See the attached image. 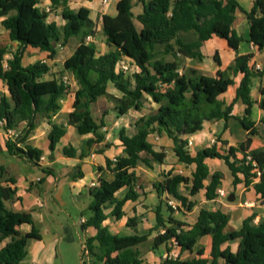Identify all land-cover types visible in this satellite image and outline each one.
Instances as JSON below:
<instances>
[{"label":"trees","instance_id":"16d2710c","mask_svg":"<svg viewBox=\"0 0 264 264\" xmlns=\"http://www.w3.org/2000/svg\"><path fill=\"white\" fill-rule=\"evenodd\" d=\"M65 1L50 0L51 7L47 12L40 7V0H0L1 24L9 31L11 42L18 45L6 66L3 57L8 48H0V80L8 91L0 95V128L5 132L20 131V125L26 124L16 139H8L7 153L38 166L43 151L27 144L37 127L38 117L47 119L52 127L48 136L51 152L67 134L68 127H73L80 136H90L85 141L87 147L105 142L106 115L98 121L92 106L110 95V85L122 94L116 98L120 116L130 110L141 111L148 100L157 105L155 111L135 122V134L129 135L125 128L119 130L118 139L124 155L107 158L105 168L99 169L111 173L113 178L100 177L98 184L89 189L91 203L88 209L91 213L83 228H93L96 234L86 238L81 264H150L144 260L140 246L151 234L119 236L113 234L105 222L110 217L122 220L126 204L140 198L139 165L151 167V160L164 162L166 154L156 152L149 140L152 134L172 140L179 161L195 164L196 169L191 179L169 171L163 175V180L153 183L160 204L155 209L156 226L152 233L156 236L151 248L157 251L166 247L168 252L172 248L192 251L201 238L212 237L211 259L203 258V251H199L198 257L193 259L166 258L160 264H264V218L255 224L256 215L248 217L238 230L229 233L225 229L231 215L220 210L201 209L192 226L175 218L176 213H190L196 206L179 192L180 185L189 190L191 196L205 190L208 201L217 199L224 174L210 175L206 164L209 158L223 160L233 175V186L244 183L246 190L252 188L260 195L264 206V148L250 149L253 138L259 136L252 120L251 87L255 78L264 77V71L250 65L254 57L251 54L238 56L228 68L219 69L216 77L195 68L181 71L178 62L179 57L202 61V46L214 36L226 40L234 51L238 50L242 39L232 29L236 11L240 8L238 0H140L142 12L138 15L133 11V0H119L117 15L102 17V31L110 48L105 54L99 53L94 43L87 42L95 29L89 9L81 7L75 11ZM58 11L64 21L62 26L50 20L51 14ZM246 15L251 28L250 42L262 51L264 0H255ZM74 37L79 45L63 63L64 70L77 86L73 110L67 115L66 125L52 123L51 119L62 110L60 101L72 92V87L67 77L65 81V77L54 74L49 61L56 58L58 45L65 47ZM28 47L47 52V60L25 66L23 58ZM169 56L173 59L169 60ZM214 61L221 67L218 53L214 55ZM125 62L135 66L137 71L128 75L129 72L121 69ZM239 75L242 78L236 97L226 105L223 96ZM238 102L246 106L242 117L232 114ZM260 107L264 110V103H260ZM231 119L236 120L246 133L240 146H231L227 152H222L214 144L195 156L189 154V138L200 133L206 122L224 120L228 123ZM214 143L228 144L219 137ZM238 152L242 154L240 159ZM64 154L74 158L77 150L68 146ZM43 170L51 174V169ZM257 171L261 172L260 177ZM5 174V169H0V240L10 238L11 241L0 249V264H20L28 253L29 241L40 239V235L33 226L30 213L15 212L7 207V202L16 197L17 188L15 178H6ZM208 180L210 182L206 184ZM190 183L192 187H189ZM123 190H127L124 196L118 197ZM171 198L180 202L177 210L168 204ZM135 222V218H129L127 226L132 227ZM25 224L33 227L23 235L19 228ZM233 242H239L237 251L234 252L230 245L224 247Z\"/></svg>","mask_w":264,"mask_h":264},{"label":"crops","instance_id":"0c3cea01","mask_svg":"<svg viewBox=\"0 0 264 264\" xmlns=\"http://www.w3.org/2000/svg\"><path fill=\"white\" fill-rule=\"evenodd\" d=\"M104 1L105 0H68V3L66 4L68 7L75 11H78L81 7H86L87 9H89L90 18L95 23V29L93 34L90 35L91 37L95 36L98 31L102 30L103 15H110L112 17L117 15V3L119 0H107V2ZM139 1L140 0H133L135 6L133 11L135 15H138L142 12V5L139 3ZM254 1L255 0H238L240 8L236 11V18L232 26V29L236 33V35L238 37H241L242 39V42L239 44L237 51H234L232 48H230L226 40L214 36L212 39L205 42L202 46L201 50L204 55V59L202 61L179 57V64L182 61L186 62V67L181 66V71H184L188 68H195L202 71V73L207 76L216 77L217 71L219 69L225 70L235 61L238 56L248 54L254 56L250 62L251 66H254L255 68V65L259 63L264 67V50L259 51L256 47H253L250 42L251 28L246 12L250 11L253 8ZM45 2L47 4V7H51L50 0H46ZM57 16H60L61 23H58L56 21L54 22H56L59 26H62L64 24V21L61 17L60 11L57 12ZM1 22L2 19L0 18V35H4L5 41L9 40V42H5L4 40L0 39V48H8V53L3 57V64L6 66L7 60L11 58L12 53L16 51L18 45L17 43L11 42L9 31L2 26ZM135 24L138 28H141V25L137 21H135ZM70 42L71 40L69 41L67 46L70 45ZM93 43L96 44L94 38ZM78 45L75 47V49L78 47ZM29 50L40 51L39 49L28 47L24 54L23 64L26 54ZM109 51L110 48L108 47V51L105 53H108ZM42 53L46 54L47 58L48 53ZM216 53H218L221 60V67H219L218 64L214 61V55ZM57 56L54 60L57 59ZM167 58L169 60L173 59L171 56ZM54 60L51 61V63L49 61V64L51 66L53 65L52 63L54 62ZM38 61L45 60L42 59ZM52 68L54 74L57 77H67L68 79L73 81L70 75L64 70V68L63 71H57L54 66H52ZM133 70L134 72L137 71L135 66H133ZM241 78L242 75H239L237 78H235V84L229 87L227 93L223 96L226 105L231 104L236 97V89L240 83ZM46 79H51V77H46ZM71 81V87L73 86L71 90L72 92L60 101L62 110L59 114L55 115L51 119L52 123L66 125L67 115L73 110L72 104L74 101V91L77 89V86L74 81V84ZM111 87L115 91H117L112 85L109 86V89ZM262 89H264V77L255 78L252 82L251 87V97L254 101L252 120L255 122L259 130V136L253 138L250 149L264 148V110L260 107V103H264V94H262ZM7 93L8 91L6 86L4 85L3 81L0 80V95H4ZM118 93L121 97L122 94L120 92ZM245 108L246 106L242 102H238L235 105L232 114L236 117H242L244 116ZM25 128L26 124L23 123L20 125L19 130L22 131ZM51 129L52 127L50 126L47 119L38 117L37 127L27 139L28 145L43 151L42 157H44V160H40L37 166L30 161L21 159L17 156H11L7 153V142L10 137H8L7 133L0 128V169H5L6 178H15L16 184L14 186L17 188L16 197L7 202V207L15 212L30 213L34 222L33 226L37 230L38 228L36 219L41 224H45V229L43 230V232H39L38 230L40 239H31L29 241L28 253L20 264H57L59 258L61 259L60 264H64L67 250H69V245L67 244L77 243V237L81 241L80 243L83 247L86 238L94 236L96 234V230H94L93 228H88L87 230H85L82 223V219L87 220L88 218V216L84 214L85 210H83V208L85 206L89 207L91 201L88 205L84 204L83 208H81V203L90 198L89 189L92 183L98 184V179L100 177L107 180H111L113 178V175L111 173L99 170L100 168H105L106 159H115L118 156L124 155L123 147L121 146L118 138L117 140H115V143H105V140V142L96 143L91 147H87L86 143H72L68 141L67 137L76 132L73 127H68L67 134L64 136V138H62L60 143H58L55 151L51 152L49 150L48 140ZM106 129L107 122L104 130L107 131ZM81 137L86 138L84 139L86 141L90 136ZM217 137H219L223 141H227L228 144L224 145L222 143H214ZM245 139L246 133L239 127L238 122L234 119H231L228 123H226L224 120L206 122L204 124L203 130L200 133L189 138L187 150L191 156H195L199 151L216 144L217 148L222 152H227L229 147H238ZM150 142L153 144L154 150L156 152H164L166 154L163 163L155 161L159 163L157 167L160 174L159 178L151 181L148 187H146L144 183L139 182L141 188L138 187V191L141 196L137 201L128 202L126 204V206L124 207L125 217L120 221H116L113 217H110L105 222V225L109 227V230L113 234H117L119 236L151 234V236L148 237L147 242L140 246V249L143 252L144 260L150 264H160L161 261L166 258L193 259L195 257H198L199 251H203V258L211 259V236H205L201 238L192 251L181 252L179 248H172L171 251L168 252L166 250V247H162L157 251L151 248L153 239L156 236L155 232L152 233V229L156 226L155 209L160 204V198L153 188V183L163 180V175L168 173L169 171H172L174 174L184 175L185 177L191 179L192 174L196 169V165H187L179 161L173 150L174 143L172 140L167 139L166 143H153L152 141ZM68 146H73L77 150L76 157L70 158L64 154V149ZM142 156L145 157V155ZM48 158L51 159V162H49ZM237 158H242V154L238 152ZM18 161L25 162V169L24 171L18 170L17 172H14L13 169L16 167ZM153 161L154 160H151L150 163ZM58 162H61L63 165H65L63 176L69 178V186L74 192V199L75 202H77L76 206L79 211H81L79 224L75 222L74 225H70L66 222L58 223L56 222V220H53V217L51 216L53 210L56 207L61 210L64 209V211L69 207V202L66 198V188L64 185L60 184L61 178L56 175L54 169L52 168V166ZM141 164L137 169V175L140 180H145L144 176L139 173V170H142ZM206 164L210 169L211 176L215 172H222L224 174V180L221 189L228 194L226 198L227 200L229 195H233L234 193L235 201L230 202L226 201V199L220 201L217 199L208 201L205 197V190H201L196 195L191 196L189 194V190H186L183 185H180L178 188L179 192L187 197L189 201L195 202L196 206L190 213H176L175 218L177 220L192 226L196 223L201 209H208L212 211L220 210L223 213L231 215L230 222L225 229V232L229 233L234 230H238L242 226L244 220L248 217L256 215V218L254 220L255 224H257L261 218H264V206L262 205L260 195L256 194V192L252 188L246 190L244 183L238 184L236 187H234L233 175L223 160L209 158L206 159ZM43 169H51V174H46ZM240 177L243 178L242 176ZM209 182L210 180L206 181V184H209ZM226 186H228L229 189H226ZM189 187H192L191 183L189 184ZM231 187H233V191L229 192ZM126 191L127 190H123L118 193V197L122 198ZM49 192L51 193L54 202V205H51L52 207H48L49 203L44 198V195L48 194ZM237 198L241 199L240 203H236ZM177 202L180 204L179 201ZM129 205L134 207L133 213H128L127 207ZM129 218L136 219V222L132 227L127 226V221ZM33 226L25 224L22 225L19 230L23 235H25L32 231ZM116 227L118 229H116ZM122 227H124V229H122ZM10 241V238L3 241L0 240V249H2ZM228 245H230L232 247V250L235 252L238 249L239 242L229 243L224 247ZM144 246H146V249H144Z\"/></svg>","mask_w":264,"mask_h":264},{"label":"rangeland","instance_id":"374dc122","mask_svg":"<svg viewBox=\"0 0 264 264\" xmlns=\"http://www.w3.org/2000/svg\"><path fill=\"white\" fill-rule=\"evenodd\" d=\"M45 1L46 0H40V7L44 10H46L50 7V6L47 7V4ZM65 3L67 4L68 0H66ZM50 20L61 23V18H60V16H57V13L51 14ZM93 38L96 41L95 45L97 46V49L100 53H105L108 51V47L106 45V40H105V35H104L102 30L98 31L96 33V35L91 38L90 43H93ZM0 39L5 41L3 34L0 35ZM5 42H9V40H7ZM78 43H79L78 39L76 37H74L71 39L69 46L63 47V48L60 47V45L57 46L58 56H57V59L54 60V62L52 63L53 64L52 66H54V68H56L57 71H63V61L74 52V49L78 45ZM42 59L47 60L46 54L42 53L41 51L29 50L26 54L24 64L25 65L31 64V63H34L38 60H42ZM50 63H51V61H50ZM180 66L186 67V62L182 61L180 63ZM127 74L132 75L131 73H127ZM73 81H71V82L74 84ZM109 92H110L109 96L103 97L97 103L93 104L92 112H93L94 117L98 121L101 120V118L104 115H106L105 119L107 122V129H106L107 134H106V142L105 143H115V140H117V138H118V132L120 129H122V128L127 129L129 135L135 134V132H136V129L134 126L135 122L138 119H140L142 116H146V115L152 113L153 111H155L157 108V105L155 103H153L151 100H148L147 102H145L144 107L142 108L141 111L131 110L125 116L120 117V115L118 114V111L116 110V107H117L116 98L120 97V94L117 91H115L112 87L109 89ZM103 131H105V130H103ZM67 139H68V141H70L72 143H85L84 139H86V138L81 137L80 135L77 134V132H75L71 136L69 135L67 137ZM149 139L153 143H166L168 138L160 137L157 134H152ZM163 140H164V142H163ZM61 143H64V142H61ZM48 160H49V162H51L50 158H48ZM24 163L25 162L18 161L16 164V167L13 169L14 172H17L18 170L24 171V169H25ZM158 164L159 163H157L155 161L151 162V165H152L151 167H147L146 165L141 164L142 170H139V173H141L144 176L145 180L141 179L139 182L144 183L145 186L148 187V185L151 181H153L154 179H158L159 175H160L159 170L157 168ZM52 168L54 169L56 175H58L61 178L60 184L64 185L66 188V195H67L66 198L69 202V207L67 209H65V211H64V209L61 210V209L56 207L53 210V213L51 216L53 217V220H56V222H58V223L66 222L70 225H74V222H75V223L79 224L80 218H81V211H79V209L76 206L77 202H75L74 192L72 191L71 187L69 186V178L63 176L64 170H65V165H63L61 162H58V163L54 164L52 166ZM225 188L229 189L228 186H226ZM183 191H185V190H183ZM232 191H233V187L230 188L229 192H232ZM44 198L49 203L48 207L49 206L52 207L51 205H54L53 198H52L50 192L48 194H45ZM90 201H91V197L88 198V200H86L85 202L81 203V208L84 207V204L88 205L90 203ZM226 201H228V200L226 199ZM240 202H241V199L237 198L236 203H240ZM85 207L83 208V210H85L84 214L88 216L91 212L89 211L87 206H85ZM133 209H134V207L129 205L127 207L128 213H133ZM36 224H37V228H38L39 232L40 231L43 232V230L45 229L44 228L45 224L44 225L41 224L37 219H36ZM116 229H118V228L116 227ZM122 229H124V227H122ZM76 240H77V243L67 244V245H69V250H67L66 259L64 261V264H81L82 245L80 243L81 241L79 240V238L76 237ZM144 247L143 248L146 249V246H144ZM60 263H61V259L59 258L57 264H60Z\"/></svg>","mask_w":264,"mask_h":264},{"label":"built area","instance_id":"2783aa9c","mask_svg":"<svg viewBox=\"0 0 264 264\" xmlns=\"http://www.w3.org/2000/svg\"><path fill=\"white\" fill-rule=\"evenodd\" d=\"M104 2H107V0H105ZM46 11L49 12V11H50V8L46 9ZM91 38H92L91 36H88V37H87V42L90 43ZM252 46L255 47L253 44H252ZM62 48H63V47H62ZM121 69H123L125 72H129V73H131V74L134 73L133 67H131L127 62H125V63H123V64L121 65ZM255 69L258 70V71H264V67H263V65H261V64H259V63L255 65ZM64 80L67 81L68 79L65 77ZM6 133H7L8 137H10V139H13V140H14V139H16V138L19 136L20 131H17V130H9V131L6 132ZM247 159H248V160H251L250 157H247ZM41 160H44V157H41ZM257 175H258V177H260L261 172H260V171H257ZM96 185H97V184L92 183V184H91V187H94V186H96ZM227 196H228V194H227L224 190L221 189V190L218 191V197H217V200L220 201V200L226 199ZM168 204H169L173 209H175V210H177L178 207L180 206V204H179L175 199H173V198H171V199L169 200ZM84 222H85V220L82 219V223H84Z\"/></svg>","mask_w":264,"mask_h":264},{"label":"water","instance_id":"95a60500","mask_svg":"<svg viewBox=\"0 0 264 264\" xmlns=\"http://www.w3.org/2000/svg\"><path fill=\"white\" fill-rule=\"evenodd\" d=\"M228 201L234 202L235 201V196L230 194L229 197H228Z\"/></svg>","mask_w":264,"mask_h":264}]
</instances>
